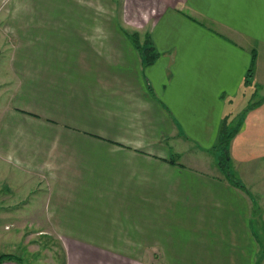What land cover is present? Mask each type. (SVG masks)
I'll return each instance as SVG.
<instances>
[{"label":"crops","instance_id":"obj_1","mask_svg":"<svg viewBox=\"0 0 264 264\" xmlns=\"http://www.w3.org/2000/svg\"><path fill=\"white\" fill-rule=\"evenodd\" d=\"M3 7L1 235L45 205L68 264H264V0ZM224 134L238 175L183 163Z\"/></svg>","mask_w":264,"mask_h":264},{"label":"rangeland","instance_id":"obj_2","mask_svg":"<svg viewBox=\"0 0 264 264\" xmlns=\"http://www.w3.org/2000/svg\"><path fill=\"white\" fill-rule=\"evenodd\" d=\"M1 2L4 4L6 0H0V5ZM97 4L103 7V4L105 3L99 1L96 2V5ZM63 6L64 5L61 3H59L58 6L47 4L45 8L44 6H41L43 11L42 10L39 11L41 9L40 7H39L40 9L35 8V10L33 11L34 13L55 12L54 14H56L61 11H71L74 9H78L76 6H71V7H63ZM12 10H13L12 8L11 9L10 8L7 9L5 7L0 8V16L6 17L11 13ZM149 12H150V4L144 3V15L147 16ZM129 19L131 20V16H129ZM59 23H60L59 21H53V25ZM45 24L48 25L51 23L46 22ZM259 80L261 83H263L261 78H259ZM249 99L250 98H248L246 101L243 100L241 102L242 104L240 105H244V106L248 105V107H252L251 104L253 102H250ZM184 156L182 158L183 163L192 166H194L193 164L197 161H205V165H203V167L200 166L197 167L198 169H202L203 171L209 173L215 171V168H213V166L216 163L217 167L221 171H223V173H225L226 175L231 174L232 177H234V175H238L236 173V169L232 170V167L229 168V166H227L225 150L221 144L217 145L216 149L209 151V153L206 152L201 153L198 151L195 152L193 151V149H189V153H185ZM221 161H223V163L221 165H218L217 163H221ZM252 191H254L255 194L257 193L256 190H254V188H252ZM33 201L34 203H38V201L36 200ZM50 216L51 215L48 213L47 207L45 205L33 206L32 216H27L26 218L27 221L30 224H32L31 227L32 230L30 231L28 229V231H21L9 235L0 234V245H6L7 242L8 243L12 242L11 254L15 257L16 260L20 261L21 264H68L66 248L65 246H63L62 244L60 245L59 243V241L61 240L60 237L58 238L57 235L55 236L54 232L48 226H46L47 219ZM24 220H25L24 216H20V218H17V224H19L18 226L19 229L23 227L22 223L24 222ZM42 228L43 230H41Z\"/></svg>","mask_w":264,"mask_h":264},{"label":"trees","instance_id":"obj_3","mask_svg":"<svg viewBox=\"0 0 264 264\" xmlns=\"http://www.w3.org/2000/svg\"><path fill=\"white\" fill-rule=\"evenodd\" d=\"M249 71H250L249 72V76H250L252 74V70H249ZM229 138H230V135H227V134H224L222 136L221 141H220V144L222 145V147L225 148L226 143L228 142ZM226 160H227V156H226ZM222 163H223V161H221V163H219V164L221 165ZM10 259H15V257L11 254L10 255H0V263H2L5 260H10ZM18 262H19V264H21L20 261H18Z\"/></svg>","mask_w":264,"mask_h":264}]
</instances>
